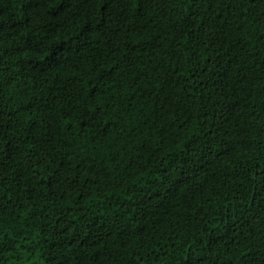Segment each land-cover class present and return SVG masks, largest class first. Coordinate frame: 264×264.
Masks as SVG:
<instances>
[{"label": "trees", "instance_id": "obj_1", "mask_svg": "<svg viewBox=\"0 0 264 264\" xmlns=\"http://www.w3.org/2000/svg\"><path fill=\"white\" fill-rule=\"evenodd\" d=\"M0 264H264V0H0Z\"/></svg>", "mask_w": 264, "mask_h": 264}]
</instances>
